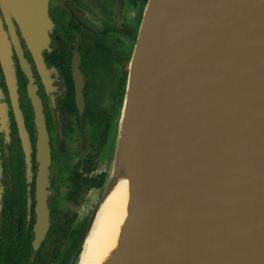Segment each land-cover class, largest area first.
<instances>
[{
    "label": "water",
    "instance_id": "water-1",
    "mask_svg": "<svg viewBox=\"0 0 264 264\" xmlns=\"http://www.w3.org/2000/svg\"><path fill=\"white\" fill-rule=\"evenodd\" d=\"M0 11L37 56L47 1L0 0ZM36 130L42 235L48 153L42 124ZM121 173L126 215L103 264H264V0L144 1L112 154L75 264Z\"/></svg>",
    "mask_w": 264,
    "mask_h": 264
},
{
    "label": "flooded vegetation",
    "instance_id": "flooded-vegetation-1",
    "mask_svg": "<svg viewBox=\"0 0 264 264\" xmlns=\"http://www.w3.org/2000/svg\"><path fill=\"white\" fill-rule=\"evenodd\" d=\"M46 1L50 27L37 56L0 11V264H38L58 214L75 215L74 244L80 239L87 219L77 229L73 223L112 154L145 0ZM36 122L48 153L42 235L35 212Z\"/></svg>",
    "mask_w": 264,
    "mask_h": 264
},
{
    "label": "bare ground",
    "instance_id": "bare-ground-1",
    "mask_svg": "<svg viewBox=\"0 0 264 264\" xmlns=\"http://www.w3.org/2000/svg\"><path fill=\"white\" fill-rule=\"evenodd\" d=\"M128 201V180L124 173L116 177L102 198L76 264H103L116 239Z\"/></svg>",
    "mask_w": 264,
    "mask_h": 264
},
{
    "label": "trees",
    "instance_id": "trees-1",
    "mask_svg": "<svg viewBox=\"0 0 264 264\" xmlns=\"http://www.w3.org/2000/svg\"><path fill=\"white\" fill-rule=\"evenodd\" d=\"M91 185L93 184L90 181L89 186ZM74 218L75 215L73 214L68 216L57 215L58 224L50 227L49 233L42 242L38 264H49V262H53V264H68L70 262V254L78 252V241L74 244V231L71 229V222Z\"/></svg>",
    "mask_w": 264,
    "mask_h": 264
},
{
    "label": "rangeland",
    "instance_id": "rangeland-1",
    "mask_svg": "<svg viewBox=\"0 0 264 264\" xmlns=\"http://www.w3.org/2000/svg\"><path fill=\"white\" fill-rule=\"evenodd\" d=\"M109 161H110V157L108 158L107 162H104L106 163V167L107 165L109 164ZM105 171H106V168H104ZM97 195H98V188H91L89 190V192L87 193V195L85 196V200H84V203H83V207L82 208H79L78 210V213H79V219H77L74 223H73V227L74 228H78V224L81 222V221H86V219H88L89 217V214H90V211L94 205V202L97 198ZM82 234V233H81ZM80 234V236H81ZM79 238H78V242H79ZM74 254V253H73ZM73 254H70V257L69 258H72L73 261L70 262V264H75V260L73 258ZM49 262V261H48ZM49 264H53V263H49Z\"/></svg>",
    "mask_w": 264,
    "mask_h": 264
}]
</instances>
